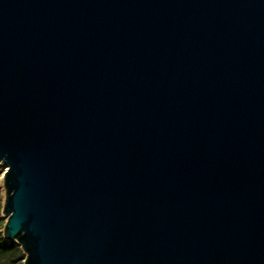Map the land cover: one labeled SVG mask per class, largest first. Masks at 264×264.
<instances>
[{
	"label": "water",
	"instance_id": "obj_1",
	"mask_svg": "<svg viewBox=\"0 0 264 264\" xmlns=\"http://www.w3.org/2000/svg\"><path fill=\"white\" fill-rule=\"evenodd\" d=\"M0 163L24 264H264V0H0Z\"/></svg>",
	"mask_w": 264,
	"mask_h": 264
},
{
	"label": "trees",
	"instance_id": "obj_2",
	"mask_svg": "<svg viewBox=\"0 0 264 264\" xmlns=\"http://www.w3.org/2000/svg\"><path fill=\"white\" fill-rule=\"evenodd\" d=\"M7 258L8 262L2 264H24L25 255L21 248L14 242H7L4 240L0 232V259Z\"/></svg>",
	"mask_w": 264,
	"mask_h": 264
},
{
	"label": "rangeland",
	"instance_id": "obj_3",
	"mask_svg": "<svg viewBox=\"0 0 264 264\" xmlns=\"http://www.w3.org/2000/svg\"><path fill=\"white\" fill-rule=\"evenodd\" d=\"M5 171H6V169H5L4 165L2 163H0V232L2 233V235H3L4 227H5V224L7 221V218L2 213L4 200H5V193H4V189H3ZM3 262H8L7 258L2 257L0 259V264H2Z\"/></svg>",
	"mask_w": 264,
	"mask_h": 264
}]
</instances>
